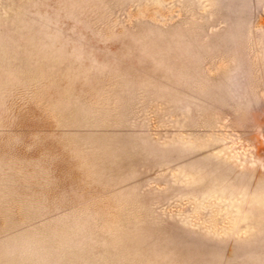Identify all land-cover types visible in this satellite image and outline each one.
<instances>
[{
  "label": "rangeland",
  "instance_id": "rangeland-1",
  "mask_svg": "<svg viewBox=\"0 0 264 264\" xmlns=\"http://www.w3.org/2000/svg\"><path fill=\"white\" fill-rule=\"evenodd\" d=\"M0 264H264V0H0Z\"/></svg>",
  "mask_w": 264,
  "mask_h": 264
}]
</instances>
